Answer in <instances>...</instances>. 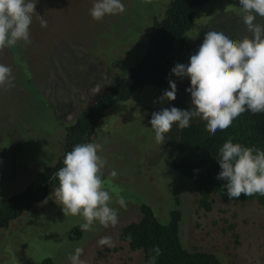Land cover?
Wrapping results in <instances>:
<instances>
[{
  "label": "rangeland",
  "instance_id": "obj_1",
  "mask_svg": "<svg viewBox=\"0 0 264 264\" xmlns=\"http://www.w3.org/2000/svg\"><path fill=\"white\" fill-rule=\"evenodd\" d=\"M95 0H37L30 25L32 43L22 41L0 51V64L10 66L14 87H0V199L19 193L61 153V127L71 124L97 89L126 76L145 51L153 21H159L169 0H122L123 14L95 21L89 14ZM239 0H208L185 40L189 50L179 55L187 64L207 31L223 32L233 39L251 36L242 19ZM47 21L40 26L39 16ZM264 18L257 16L256 23ZM174 101L159 102L169 85L143 87L122 103L112 105L98 120L91 142L103 146L107 159L105 187L113 196L118 223L68 233L83 223L81 216H65L55 188L29 211L0 229V264H71L70 254L83 247L86 264H143L140 251L131 252L118 240L121 228L139 219L138 205H147L160 223L179 212L178 237L187 250L214 254L222 264H264V206L254 200L222 201L211 194L208 212L197 209L191 181L173 173L180 129L176 126L158 144L151 129L153 112L177 107L189 110L190 78L177 77ZM200 119L193 118L191 123ZM116 170L118 176L108 174ZM117 194L127 207L115 203ZM232 226V230L228 229ZM234 235V237H232ZM110 236L114 247L98 246Z\"/></svg>",
  "mask_w": 264,
  "mask_h": 264
},
{
  "label": "clouds",
  "instance_id": "obj_2",
  "mask_svg": "<svg viewBox=\"0 0 264 264\" xmlns=\"http://www.w3.org/2000/svg\"><path fill=\"white\" fill-rule=\"evenodd\" d=\"M240 11L247 32L251 36L233 39L223 32L207 31L198 51L190 56L187 64L177 63L170 75L190 78L191 86L186 92L191 95L189 110L177 107L163 108L153 112L151 129L158 144L165 142L166 134L174 126L179 129L190 127L193 118L206 122V130L215 135L224 131L246 111L264 113V25L256 23L257 16L264 18V0H239ZM37 0H0V51L32 43L30 25L36 13ZM126 7L122 0H95L89 14L95 21L106 15L123 14ZM39 16L40 26L47 27V21ZM10 66L0 64V87H14ZM170 90H165L159 102L176 99L177 84L168 80ZM103 146L96 142L76 144L64 156L63 167L55 172L59 186L54 195L65 216H81V232L94 231V224L104 228L118 223V210L112 206L113 196L106 189L104 168L107 159L100 153ZM221 171L218 180L226 181L229 200L256 194L264 196V150L234 143L231 138L219 148ZM116 178L118 173L108 174ZM115 203L127 207L126 198L117 194ZM131 239V237H128ZM98 246L114 247L110 236H104ZM148 264H155L161 255L160 247L150 250ZM83 247H76L70 254L71 264H86L81 259Z\"/></svg>",
  "mask_w": 264,
  "mask_h": 264
},
{
  "label": "trees",
  "instance_id": "obj_3",
  "mask_svg": "<svg viewBox=\"0 0 264 264\" xmlns=\"http://www.w3.org/2000/svg\"><path fill=\"white\" fill-rule=\"evenodd\" d=\"M207 1L169 0L161 19L152 23V30L146 37L145 51L139 61L127 70L124 78L97 89L72 123L61 127V153L55 164L44 167L19 193L0 199V229H6L12 220L43 201L50 188L59 186L54 174L63 167L65 154L78 143L91 142L96 124L104 111L114 104L125 102L134 91L143 87L158 89L169 85V79L177 83V77L170 75L171 69L180 63L179 55L189 50L184 36L192 22L200 17L201 8ZM261 25H264V19ZM229 138L234 143L264 150V113L246 111L229 128L217 130L215 135L206 130V122L202 120L190 123V127L179 131L169 168L173 173L191 181L196 192L197 209L204 212L210 210L211 194L217 195L222 201L229 200L224 187L226 181L217 179L221 171L219 148ZM236 200H254L264 206V196L259 194H242ZM138 213L139 219L136 222L121 228L118 240L125 243L129 251H140L143 264H148L150 256L154 255L150 250L157 245L161 255L156 258L155 264H222L212 253L187 250L180 245V216L176 209L169 213L166 223L158 222L147 205H138ZM228 229L231 231L232 226ZM80 235L79 228L73 227L68 238L77 240ZM40 264L54 263L44 259Z\"/></svg>",
  "mask_w": 264,
  "mask_h": 264
}]
</instances>
